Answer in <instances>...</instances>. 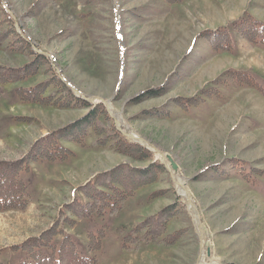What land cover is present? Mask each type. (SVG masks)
Instances as JSON below:
<instances>
[{"label": "rangeland", "instance_id": "obj_1", "mask_svg": "<svg viewBox=\"0 0 264 264\" xmlns=\"http://www.w3.org/2000/svg\"><path fill=\"white\" fill-rule=\"evenodd\" d=\"M248 15L264 22V0H0V67L38 63L34 75L0 84V161L22 157L96 105L103 124L108 118L150 153L121 155L91 129L78 143L59 141L67 159L20 172L27 206L0 211V248L57 225L55 248L69 235L97 264H198L203 253L205 264H264V43L233 29ZM221 27L232 46L217 52L200 35ZM50 77L63 85H47L44 97L65 87L90 106L18 98L17 88ZM151 89L159 95H146ZM178 97L194 101L182 107ZM151 161L160 166L150 184L114 213L77 218L65 209L74 198L86 202L76 189L96 173ZM155 216L148 227L158 234L137 238V224ZM5 249L0 264H19L22 254Z\"/></svg>", "mask_w": 264, "mask_h": 264}, {"label": "trees", "instance_id": "obj_2", "mask_svg": "<svg viewBox=\"0 0 264 264\" xmlns=\"http://www.w3.org/2000/svg\"><path fill=\"white\" fill-rule=\"evenodd\" d=\"M166 1L177 3L180 0ZM233 29L240 36L253 43H264V22L258 21L250 15L238 20ZM200 36L206 38L210 47L217 52L227 51L232 46L230 32L226 27L214 31H203ZM2 39L5 41V37L0 36V41ZM41 59L43 58L39 57L40 62ZM37 64L34 59L28 65L18 69H5L1 66L0 84L23 81L28 76L36 73ZM47 85L59 87L63 83L54 77H50L28 89L19 87L17 88L18 98L24 102L41 105L51 104V106L58 108L67 106L69 100H77V102H82L84 106H90V103L73 97L65 87H62L64 91H51L49 93L51 96L44 97ZM156 90L145 91V94L150 96L159 95ZM57 94H60V96ZM139 98L136 96L133 100ZM174 100L182 107L191 106L194 101L192 98L180 99L179 97ZM98 107L99 105L93 107L85 116L69 125L67 129L64 127L38 137L22 157L15 160L0 161V211L25 209L27 206V187L20 178V172L27 171L29 164L37 160L56 161L67 159L71 151L61 146L59 141H75L78 143L89 129L97 136L98 139L95 141L97 144L102 146L109 144L121 155L141 161L150 156V153L144 147L126 141L121 133L110 125L108 118L105 119L106 124H103L98 119L96 112ZM159 166L154 161L149 162L146 166H130L127 163H119L107 170L98 172L89 181L76 189L86 202L82 203L74 198L71 203L65 205V209L77 218H86L93 214L102 216L105 211L114 213L124 199L132 196L135 191L144 187V185L150 184L152 181L151 171L156 170ZM163 213L164 209L159 212V215ZM152 220L157 223L158 217H151L150 220H143L137 224L134 228L137 238H139V235L151 238L154 234H158V227L153 232L148 227ZM65 222H70L69 225H73L74 220L67 218ZM56 226L51 225L50 228L45 229L39 235L27 237L20 244L11 246L12 250L20 249L25 255V259L20 260L19 264H97L93 256L84 255L77 250L69 235L63 234L60 243L55 248L52 241L57 232L59 233ZM141 231H144V233L141 234ZM174 236L172 237L173 240ZM44 249L50 250L51 253L48 255L43 254ZM92 249L98 250L99 244L94 243Z\"/></svg>", "mask_w": 264, "mask_h": 264}, {"label": "crops", "instance_id": "obj_3", "mask_svg": "<svg viewBox=\"0 0 264 264\" xmlns=\"http://www.w3.org/2000/svg\"><path fill=\"white\" fill-rule=\"evenodd\" d=\"M25 238H26V237H25ZM25 238H23L22 240H24ZM22 240L19 241V242H17V243H14V244H12V245H7V246H5V247H3V248H0V251L3 249V252H5V251H6L5 248H8L7 250H8V251H12V253H17V254H19V256L22 254L20 260H24V259H25V255H24V253H23L22 251H20V249H19V250H11V248H9L10 246L18 245L19 243L22 242ZM1 252H2V251H1ZM17 261H18V260H17ZM17 261H16L15 263H12V264H18Z\"/></svg>", "mask_w": 264, "mask_h": 264}, {"label": "bare ground", "instance_id": "obj_4", "mask_svg": "<svg viewBox=\"0 0 264 264\" xmlns=\"http://www.w3.org/2000/svg\"><path fill=\"white\" fill-rule=\"evenodd\" d=\"M162 158H164V156H163ZM183 181H184V180H183ZM181 184H182V181L179 179L177 186L179 187V190L183 193L184 190H183V191L181 190V189L183 188V186H182V188H181ZM183 194H184V193H183ZM204 258H205V254L203 253V254L200 256V259L198 260V261H199L198 264H205V263H206V260H205Z\"/></svg>", "mask_w": 264, "mask_h": 264}, {"label": "water", "instance_id": "obj_5", "mask_svg": "<svg viewBox=\"0 0 264 264\" xmlns=\"http://www.w3.org/2000/svg\"><path fill=\"white\" fill-rule=\"evenodd\" d=\"M170 159V158H169ZM172 167L173 168H176V164L175 163H172Z\"/></svg>", "mask_w": 264, "mask_h": 264}]
</instances>
